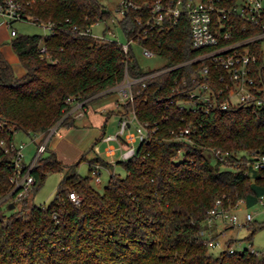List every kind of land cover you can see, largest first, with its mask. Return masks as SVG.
<instances>
[{"label":"trees","instance_id":"obj_1","mask_svg":"<svg viewBox=\"0 0 264 264\" xmlns=\"http://www.w3.org/2000/svg\"><path fill=\"white\" fill-rule=\"evenodd\" d=\"M133 1L147 4L118 20L125 38L132 39L127 55L116 40L79 33L111 16L101 0H34L26 6L32 21H50L53 31L12 36L11 47L25 68L22 76L0 48V200L12 189L16 131L43 136L58 121L73 126L74 118L64 116L69 97L88 99L87 104L111 92L126 73L139 78L158 69H142L133 43L163 57L165 66L197 54L186 14L145 34L143 21L154 0ZM201 72L196 61L132 84L133 100L124 113L134 109L148 123L149 135L133 156L116 162L126 173H111L102 191L91 183V165L112 166L107 160L95 155L88 160L89 173L81 175L80 161L64 163L46 146L31 170L32 190L12 209L0 202V264H264V250L252 251L251 243L230 251L234 240L227 239L226 248L213 255L200 235L217 197L243 198L253 206L264 194V171L246 174L244 156L236 155L235 166H223L211 152L264 151L262 115L245 105L180 110L178 101L187 98ZM185 127H190L188 139L180 137ZM63 170L53 198L34 203L47 174ZM72 191L80 196L77 204L69 198ZM246 226L251 239L264 221Z\"/></svg>","mask_w":264,"mask_h":264},{"label":"built area","instance_id":"obj_2","mask_svg":"<svg viewBox=\"0 0 264 264\" xmlns=\"http://www.w3.org/2000/svg\"><path fill=\"white\" fill-rule=\"evenodd\" d=\"M33 1L0 0V16L10 27L11 36L17 32V29L13 27L15 21L31 20V16L26 13V6ZM146 4L133 0H119L116 11L122 18L130 9L141 12ZM148 7V15L143 21L147 26L145 34L148 29H161L165 25L174 24L182 15L186 14L190 23L192 48L197 51V54L177 64L163 65L162 68L159 67L161 69L158 68L139 78H133L126 73L119 84L109 89L119 92L123 111L118 122V130L101 137L107 143L111 141L118 143V147L106 149V153L111 156L107 161L112 166L118 160H127L133 156L138 144L149 135L148 123L140 121L134 109H129L127 113H124L127 110L128 102L133 100L132 84L181 65L196 61L202 63V79L197 81L195 87L189 91L187 98L178 101L181 111L200 109L203 112H209L212 109L225 110L245 105L261 114L264 121V0H154ZM99 21L101 20L98 19L86 28L80 29L79 33L102 38H106V34L115 35L108 26L104 28L101 35L94 34L91 27ZM137 21L141 23L142 17L138 15ZM39 24L47 25L51 32L53 31L52 22ZM117 42L123 53L127 55L132 39L124 43ZM142 48L146 56L155 54L146 47ZM42 50L44 49L42 48ZM193 79H196L195 76ZM87 100L69 97L67 102L70 107L65 110L64 116L73 118L83 116ZM59 127L60 121L50 126L43 136L42 134H33L31 139L36 144V150L32 160L28 163L23 161L25 144L22 142L12 144V148L15 150V171L9 178L12 189L0 202L14 203L32 190L36 180L31 170L39 156L45 152L48 140L54 134H59ZM132 127L134 130H131ZM189 128L185 127L181 131L180 137L188 139ZM1 144L6 151L10 150L5 146L3 140ZM94 151L100 155L98 147H94ZM117 151L118 157L115 159L113 157ZM211 152L223 166H235L233 155H236L238 159H242L244 156L246 174L253 176L255 171H264V151L259 149L235 154L221 148H211ZM91 168L92 179L96 183H100L101 171L107 167L96 162L91 165ZM69 198L76 204L80 202V196L74 191L69 193ZM258 203L264 205V194L259 197ZM241 206L248 207L243 198H239L235 202L225 201L222 197H217L214 200L208 210L206 227L200 231V235L207 238L209 247L220 245L212 232L217 219L226 221L225 227L247 225L254 220L253 213L247 212L244 220L240 221L237 210ZM207 232L210 233L209 236H206ZM235 245L230 246L229 250L234 251ZM225 248L226 245L223 249ZM251 250L256 253L259 251L253 247Z\"/></svg>","mask_w":264,"mask_h":264},{"label":"rangeland","instance_id":"obj_3","mask_svg":"<svg viewBox=\"0 0 264 264\" xmlns=\"http://www.w3.org/2000/svg\"><path fill=\"white\" fill-rule=\"evenodd\" d=\"M104 7L111 11V16L106 19V21L101 20L98 23L94 24L91 28L94 34L101 35L104 28L108 26L115 35L106 34V38L110 40H117L121 43L127 41L122 30L119 26L118 19L121 17L120 14L116 11L119 0H101ZM113 18V20H112ZM3 19L0 17V22ZM13 27L17 29L19 33L22 34H49L51 29L49 26L44 24L36 23L32 20H18L13 23ZM0 32L3 34L4 44H10V40L12 38L10 34V27L7 24L0 25ZM2 41V42H3ZM133 48L135 55L142 67L143 70H152L157 69L166 64V60L154 54L153 56H146L143 53V48L136 43H133ZM13 53V51H12ZM14 54V53H13ZM12 65V64H11ZM15 71V70H14ZM16 73V72H15ZM120 99V94L118 91H113L108 93L99 99L93 100L88 104V113L94 114V116L98 119L97 123H93L88 128H80L78 129L77 135L79 137L84 138L82 142L74 141V145L72 144H64L62 147L65 161L68 163H76L78 161L79 164L76 168V171L81 175H87L89 173V159L97 155L93 150L94 147L99 148V154L104 159L109 160L111 156L106 153V149L108 147H118V143L116 141H111L109 143L103 141L100 136L103 131V124L106 118L107 126L105 130V134H112L118 130V114L121 108L117 106L116 100ZM100 100H106L107 105L101 107L99 106ZM109 112V113H108ZM101 121V122H100ZM134 126V125H133ZM63 130V127L59 128ZM134 130V127L131 128ZM89 131V132H88ZM33 135H29L22 130L16 131L14 134V141L19 144L20 142L24 143L25 146L23 148V161L28 163L32 160L35 150L36 144L31 139ZM93 146V148H91ZM84 156V158H82ZM118 157V151L115 153L113 158ZM82 158V159H81ZM214 160V158L212 159ZM118 173L121 176H124L126 170L122 163H115L113 166H109L107 168H103L101 171V182L96 183L93 179L91 180L92 185L97 188L99 191H102L105 184L107 183L109 176L111 173ZM66 174V170L63 171H51L47 174L44 179L42 185L36 191L33 201L36 204L48 203L54 196L55 191L57 189L58 183ZM247 212H251L254 215V220L252 221L256 226H258L259 222L264 221V205L259 203L253 206H241L237 213L239 215L240 221L244 220L245 214ZM217 229L214 231V235L216 239L220 242L219 246L209 247V252L213 255L219 254V252L225 247V241L227 239L234 240L233 244L235 245V250L239 251L244 247H248L250 243L252 247L256 250L264 249V226L257 228L251 239H247L250 229L246 225L240 226H226V221L222 219H217ZM210 233H206V236H209Z\"/></svg>","mask_w":264,"mask_h":264},{"label":"crops","instance_id":"obj_4","mask_svg":"<svg viewBox=\"0 0 264 264\" xmlns=\"http://www.w3.org/2000/svg\"><path fill=\"white\" fill-rule=\"evenodd\" d=\"M2 24H6L4 22V20H2L0 22V25H2ZM2 35L3 34L0 32V48H1L4 56L6 57V59L12 64L16 74L18 76H22L25 73V68L22 66V64L20 63V61H19V59H18V57L16 55V53L13 51V49L11 47V44H7V45L4 44L5 42L3 41ZM12 51H13L14 54L12 53ZM111 92H113V91H111ZM111 92H109V93H111ZM99 98L100 97H98L96 99H99ZM96 99H94V100H96ZM91 101H93V100H91ZM91 101H89L85 105V113H84V115L81 116V117H78V118H74V125L73 126H70V127L60 126V127H63L64 129L63 130L59 129V134H54L48 140V143H47L48 148L50 150H53L56 153L57 157L61 161H63L64 163H68V161H65L64 157H62V156H65V155H62L63 154V151H62L63 145L66 144V143L74 145L75 144L74 141H76V143L77 142H82L84 138L79 137L77 135L76 131L78 129H80V128H86V127L88 128L90 125H93V123H97L98 122V119L94 116V114L91 115V114L88 113V104ZM99 103H100L99 106H101V107L107 105L106 100H100ZM116 104H117V106H119L121 108V110L119 111V114H118V122H119L120 117L122 115V113H120L122 111V107L120 105L121 104V97H120L119 100H116ZM107 120H108V117L106 118V120L104 121V124H103L102 134H104V135H105V130H106V126H107ZM102 134H101V136H102ZM101 136H100V138H101ZM216 229H217V223H215V225L213 226L212 232H214Z\"/></svg>","mask_w":264,"mask_h":264},{"label":"water","instance_id":"obj_5","mask_svg":"<svg viewBox=\"0 0 264 264\" xmlns=\"http://www.w3.org/2000/svg\"><path fill=\"white\" fill-rule=\"evenodd\" d=\"M14 207V203L13 202H10L9 204H8V208L9 209H12Z\"/></svg>","mask_w":264,"mask_h":264}]
</instances>
